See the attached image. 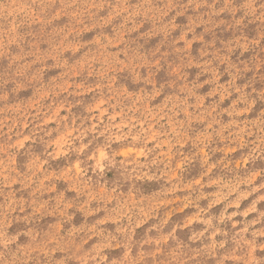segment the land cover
<instances>
[{"label":"rangeland","instance_id":"obj_1","mask_svg":"<svg viewBox=\"0 0 264 264\" xmlns=\"http://www.w3.org/2000/svg\"><path fill=\"white\" fill-rule=\"evenodd\" d=\"M0 264H264V0H0Z\"/></svg>","mask_w":264,"mask_h":264}]
</instances>
